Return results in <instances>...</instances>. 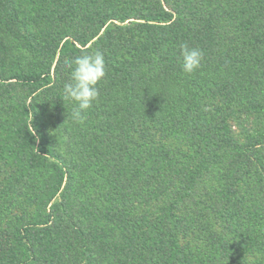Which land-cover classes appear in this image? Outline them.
Instances as JSON below:
<instances>
[{
  "label": "trees",
  "instance_id": "1",
  "mask_svg": "<svg viewBox=\"0 0 264 264\" xmlns=\"http://www.w3.org/2000/svg\"><path fill=\"white\" fill-rule=\"evenodd\" d=\"M0 264H264V0H0Z\"/></svg>",
  "mask_w": 264,
  "mask_h": 264
},
{
  "label": "clouds",
  "instance_id": "2",
  "mask_svg": "<svg viewBox=\"0 0 264 264\" xmlns=\"http://www.w3.org/2000/svg\"><path fill=\"white\" fill-rule=\"evenodd\" d=\"M204 53L198 46L181 43L179 58L181 71L192 75L202 66ZM64 67L69 70V79L62 87V100L72 105L71 118L82 124L87 112L99 101L98 84L106 76V61L101 50L81 52L74 57H66ZM32 136L39 139L37 131L32 128Z\"/></svg>",
  "mask_w": 264,
  "mask_h": 264
},
{
  "label": "rangeland",
  "instance_id": "3",
  "mask_svg": "<svg viewBox=\"0 0 264 264\" xmlns=\"http://www.w3.org/2000/svg\"><path fill=\"white\" fill-rule=\"evenodd\" d=\"M6 83H11L12 84V86H13V80H8V81H6ZM13 93H17V92H13ZM27 93V92H26ZM17 95H19V93H17ZM37 144V143H36ZM11 195H15V193H11Z\"/></svg>",
  "mask_w": 264,
  "mask_h": 264
}]
</instances>
